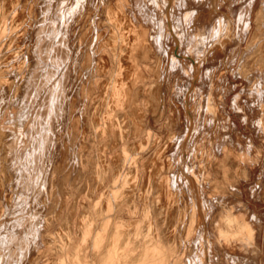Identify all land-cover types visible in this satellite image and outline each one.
<instances>
[{
  "label": "rangeland",
  "instance_id": "374dc122",
  "mask_svg": "<svg viewBox=\"0 0 264 264\" xmlns=\"http://www.w3.org/2000/svg\"><path fill=\"white\" fill-rule=\"evenodd\" d=\"M69 1H55V7L57 9L55 13L61 12L65 16L68 13L70 14V6H73V1ZM93 1H76L77 11L84 18L82 23H77V25L71 24L72 26L69 25V28H64L62 21L57 23V32L63 31V35L71 39L68 40L69 47L75 46L74 42L76 43L77 41L76 36L84 32L86 17L93 7ZM248 1L211 0L210 3V0H101L102 13L99 15L95 14L97 18L94 15L93 19H95V24L92 28L90 27L91 31L88 34L94 37L99 36V45L104 44L106 42L104 39L108 38L110 43L106 48L110 50V56L111 51L121 52L119 49H125L124 47L126 46L127 54L130 57L133 55L132 57L135 59L127 62L128 64L125 65V73L126 77L129 75V78L127 77L129 79L128 81H134V89L135 84H137V88L135 89L137 91L136 104L139 107L134 108L130 113L128 118L131 124L128 123L126 125L127 127H125V129L127 128L124 131V135L126 134V136H124L122 141L115 142L113 148L110 150V155L116 154L117 157H122L123 155L121 156V154L125 152H120L123 147L125 148L127 146L125 149L123 148L124 151L126 150L130 153L129 155L127 153L126 156L128 155V158H131L135 155L134 158L137 161L136 184L135 182L131 184L126 183L127 187L130 186V188H126V185H124L125 190L123 189L124 193L122 197L124 199L119 213H117L119 209L116 211V208H113V206V210L112 208L107 210L103 201L95 206L94 201L96 198L100 196L102 190H106V187L109 186V179L107 180V184L100 188L101 191H97L96 193L92 192L90 188L85 186L86 176L80 175L79 177L76 173L68 175L63 171V166L68 164L66 162L69 161V155L63 159L61 158V161L64 160L63 162H60V158L57 160L61 149L65 152L71 150L70 152L76 156L77 166L84 164L87 169L88 165L86 161L95 152L91 135H88L81 147H78L71 139V131L66 130L67 128L64 125H60V127H56L55 129L53 128L52 133L57 138H54V145H50V147L54 149V153L52 151L54 155L49 157L47 160L48 164L42 168L45 173L42 172L36 179H32L34 182L29 179L32 182L31 184L29 180L26 181L27 183L29 182L26 184L29 187L27 188L29 191L21 188L15 178L9 174L0 172V185L6 186V194H0V222L2 221L0 223V264H17L19 263L17 260L24 264H56L58 263V259L64 257V253L66 256V258L64 257L65 259H68L69 256L70 260L75 258L76 256H72L76 250H73L78 248H80L76 253V255L78 254V258L83 254L85 255L86 261L90 264L92 262V264H98V262L104 264V253L108 244L109 231L111 237L115 229H119L124 236L135 240L143 251L149 250L151 256L149 255L148 260L155 264H160L162 262L161 257L164 255L166 259L172 261L174 264H184L186 261H189L190 264H264V154L256 160L252 151H249V146L245 145L247 141L249 144L257 145L256 147L264 151V142H260L261 129L259 125V121L264 117V51H262V47H259L261 49L258 50L254 43L252 45V39L257 34L259 39L264 40L262 39L264 38V32L262 33L260 30V35L258 33V28L264 29V0ZM219 3L221 4L219 5ZM65 7L67 8L65 9ZM61 9L65 10L62 11ZM259 10L262 17L260 15L258 17L256 14V11ZM184 12L189 13L185 20L183 18ZM225 13L230 15L233 20L235 18V27L229 37L222 18ZM245 14H248L250 17L247 26L239 22L241 18L246 16ZM106 19L109 20L110 29L104 25ZM118 19L119 22H131L130 29L133 30V35L128 36L126 41L122 40L121 42L119 36V33L124 34L126 30L124 31V29L118 28L119 33L118 35L115 34L114 21ZM119 22L118 26L120 27ZM133 22H138V28L132 27ZM178 25L181 27V30ZM60 27L62 28L59 29ZM71 28L74 29V32L71 31ZM181 31V40H178V32ZM175 39L178 42L174 43ZM172 40L174 41L172 42ZM121 43H124V45L121 46ZM56 44L57 41L55 43L53 42V46H56ZM235 47H237L236 54L234 57L231 56V60L229 59V64L227 63L228 73L227 76H224L222 63L225 56L229 55ZM175 48H179L181 54L185 53V61L184 58L183 60L177 58L180 53L176 54V51H174ZM258 57H260L259 60ZM199 59H201V77L199 84H196L190 77V65L197 63V61L199 62ZM256 59L258 60L257 64L255 62ZM168 60L171 61L170 63L172 64L170 65L173 66H170L171 68L169 70H167V66H164V63ZM254 62L256 65H254ZM112 64L113 60L111 59L110 64L105 69L106 72L100 73L103 70L99 71V74L97 73V77L94 79L102 78L101 80L104 79V82L109 81L107 78H110L108 76L112 72ZM255 67L258 68L255 69ZM73 70L71 71V79L67 81V83H72L70 85L71 87L74 86V82L76 85V81L73 79ZM159 70L161 71L159 72ZM85 71L83 70V72ZM164 71L166 76L164 75L165 80L162 88L163 99L161 100V105L158 106L159 87L157 85L158 77H160L158 74H162ZM206 71L207 73H205ZM215 71H217L218 79H216L217 83L214 81L216 83L214 86L209 81V74ZM87 74L92 77V80L95 77L93 76L94 74L91 76V73L86 71V78L88 77ZM260 74L263 76H260ZM62 76L63 74L60 73L56 77L57 79H62ZM90 77L86 79V82H90H88L89 84L92 82ZM257 77L258 79L256 81ZM254 83L255 85L258 84L255 86L256 88H253L255 90L252 89ZM229 86H231L230 89H228ZM257 87L262 89L261 93L256 92ZM225 91L227 92L223 104L220 97ZM155 93L157 94L155 95L156 98L154 97ZM170 94H173L174 97L173 95L171 97ZM171 101L174 103H171ZM173 104H175V108ZM180 106L182 109H177ZM174 113H176L175 116ZM177 114L180 116H178L180 120L178 117L176 119L174 118ZM183 114L188 116L189 119H185ZM132 117L136 118L133 119ZM250 117L253 118L251 119ZM246 119L252 120V123H245ZM57 128L59 130H56ZM64 128L65 130H63ZM147 131H149V134L156 135L155 137L157 138H152L147 143L145 141ZM191 137H195V140H192ZM184 138L186 139L184 140ZM140 143L143 144L144 149L142 147L139 148ZM62 146L64 147L61 148ZM223 146H227L230 150H233L225 162L222 161V155L220 153ZM50 147L48 150H52ZM240 148L245 152L243 160L238 158L237 153ZM69 151L68 154L70 153ZM190 154L196 156V160L194 161L196 162L195 164L199 162V167L193 164L194 166L191 165L189 170L181 171L179 165H175L176 160L179 157L185 160ZM224 165L227 169L226 172L222 170ZM52 166L54 169H52ZM57 167L59 168L57 169ZM195 167L198 170L197 173L195 172ZM127 168L126 172L130 171L127 174L128 178V175H132V172H134V167L130 165ZM107 174V178H109L110 173L108 172ZM196 178L199 181L198 184L202 183L203 185H199L200 190L205 187L204 192L202 191V194H204L203 200L189 195L192 192L188 184ZM126 180L129 183L132 181L130 178ZM49 187L52 189L50 190ZM183 189L186 192H183ZM172 190L175 193H184L182 195L183 197L179 195L181 207H179V203L177 206H171L168 200V194L172 193ZM216 190L217 192H214ZM125 191L129 192L128 194L133 193L128 195ZM1 195L5 196L3 197ZM96 195L99 196L96 197ZM177 196L176 199H178ZM216 197H218V200ZM18 198H21L19 199L20 201ZM222 198H225L224 202ZM12 200H15V202ZM61 202L62 204H60ZM19 203L20 205H18ZM135 205L136 207L134 208ZM16 206L21 210H27V214L29 212L28 216L31 215L30 222L25 223L20 221L19 216L15 214ZM4 208L6 209L3 212ZM175 208L176 210L181 209L180 212L183 214L182 218L186 223H184V227L183 222H180L181 224L179 223L174 233L170 234L169 227L173 226L178 219V217L174 218V214L177 216L180 215V213L176 212ZM20 209L17 211H20ZM94 209H96L97 214H94ZM133 209L135 213L137 212L136 214L133 212L135 214L134 216L131 213ZM88 210L94 211L90 212V214L93 213L95 216L98 215L99 210L103 213L99 211V214L101 213L100 216L98 215L99 218L93 217L94 215L92 214L93 218L89 220L86 217L90 215L87 214L89 213ZM13 211L15 212L13 213ZM10 214L12 217L9 216ZM107 215L108 218L111 217L108 219ZM105 217L111 225H109L110 227L107 226L108 230L106 229L107 231L105 232L107 234H104L105 238H102L104 242L101 238H98V241H102H99L100 244L102 243L100 251L97 249L92 251L97 245L95 243V234L97 231L103 229V226L100 224L104 225L102 221L106 220ZM82 218H85L86 222L92 221L94 234L92 232L90 237L92 238L94 236L92 238L93 241L90 237L85 241L86 243L79 240L81 239V228L83 226L81 225ZM182 218L180 221H182ZM32 219H35L33 220L34 222ZM92 219H95L96 224L93 223ZM117 222L121 223V226H118V228L116 226ZM39 225L41 226L39 227ZM95 230L97 231L95 232ZM134 230H137V235L133 233ZM52 235L55 241H52L54 240ZM47 237H50V239ZM67 242H70V244ZM58 248L59 251H57ZM63 249H65L64 252ZM96 251L99 252V254H96L98 258L94 256ZM160 254L161 257L159 258ZM20 256L22 257V261ZM27 256L30 258H26ZM99 257L101 258L99 259ZM32 258L34 260H32L33 262L31 261ZM102 259L103 262H101ZM79 260V263H75H85L81 257ZM166 262L165 264L169 263L168 261ZM130 263L127 261L124 262L122 259L118 260V264ZM144 264H146V261Z\"/></svg>",
  "mask_w": 264,
  "mask_h": 264
},
{
  "label": "bare ground",
  "instance_id": "6f19581e",
  "mask_svg": "<svg viewBox=\"0 0 264 264\" xmlns=\"http://www.w3.org/2000/svg\"><path fill=\"white\" fill-rule=\"evenodd\" d=\"M55 1H59V0H0V172L9 174L11 177L15 178V180L17 181V183H19L21 188H24V189H26V191H29L27 189L29 187H28V185H26L29 182L27 183L26 181L29 179H31V180L36 179L39 175H41V173L43 172L42 168L44 167V165L48 164L47 160L49 159L50 156L54 155L53 154L54 149L52 147H50V145H54L53 142L55 141L54 140L55 135L52 133L53 128L55 129L56 127H60V125H64V127L67 128L66 130L71 131L72 136L70 134L69 135L71 136L73 143L75 145H77L78 147L79 146L81 147V145L83 144L85 139L88 137V135H91V138H92L91 140H93L95 152L93 153L92 156H89V158L87 159L86 164L88 165V167L86 169V165H84V164H83L84 166L83 165L77 166V164H76L77 160L75 159L76 156L70 152L71 150L70 151L67 150L65 152L64 150L61 149V151L58 154L57 160L60 158L59 159L60 162H63L64 160L61 161V158L63 159L67 155H69V157H70V158L68 157L70 162L69 161L66 162L68 164L63 166L64 167L63 171L68 175L76 173L79 175V177H80V175L84 176V177L86 176L85 186L87 188H90L92 190V192H95V193L97 191L98 192L101 191L100 188L104 187L107 184V180L109 179V186L106 187V190L101 191L100 196L96 195V197L97 196H99V197H97L98 199L96 198V200L94 201V205L97 206L98 204L102 203V201H103L106 205L107 210L111 209L113 206V208H116V211L119 209L117 212V213H119V211L121 210V205H122L123 199H124V198H122L123 193H124L123 191L125 190V187L130 188V186L127 187L126 183L131 184L132 182L133 183L135 182V176L137 174V163H136L137 161L134 158L135 157L134 154H133L134 156L132 155L133 157L130 156L131 158H128V155L130 153H128L126 150L124 151L123 150L124 147L122 148V151L120 152V153L125 152V153L121 154V156L123 155L122 157H117L116 154L110 155V150L113 148V145L115 144V142L117 143V141H120V140L122 141V139H124V136H126V134L124 135V131L127 130V128L125 129V127H127L126 125L128 123H130L128 117H129L130 113L134 110V108L139 107L138 104H136L137 91L135 89L137 88L136 87L137 84H135L136 86L134 89V87H133L134 81H128L129 75H127V77H128L127 78L126 73H125V70H126L125 65L128 64L127 62L133 61L135 59L132 57L133 56L132 54H131L132 55L131 57L127 54L128 51H126L127 50L126 46L124 47L125 49H119V50H121V52H119V51H113L112 52L111 51V56H110V50H108L106 48L107 45H109L110 40L108 38H106V39H104V40H106V42L104 40H102L105 43L99 45L100 41L98 42V40H100V37L97 34H96V36H98V37H94L92 35L90 36V34H88L91 31L90 27L92 28V26H94V24H95V19H93L94 15L95 14L99 15L102 13L101 0H99V1L94 0L93 1V7L91 8L89 15L86 17V23H85L86 27L84 28V32H81V34L76 36L77 37L76 43L73 40L75 46L69 47L68 40H71V39H68V37L66 35H63V33H64L63 31L60 30L61 32H57V28H56L57 23L59 21H62V25H64V28H67V27L69 28V25L72 26L71 24L77 25V23L78 24L80 22L82 23L84 18H83V15L79 14L77 11V4H76L77 0H72L73 6H70L71 7L70 14L68 13L69 12V10H68V12H66V13H68V15H66V16L63 15V13L61 14V12L55 13L56 12L55 10H57L55 7V5H56ZM210 3H211V0H210ZM220 4L221 3H219V5ZM66 8L67 7H65V9ZM251 8H252V6H251ZM64 10H62V11H64ZM214 12H216V11H214ZM260 13H261L260 10L256 11V14L258 15V17L260 15ZM188 14H189L188 12L183 13L184 20L187 18ZM96 15H95V17H96ZM222 18H223V23L226 27L228 37H229L230 34L233 32V29L235 27V22H234L235 18L233 20L232 17L230 15H228L227 13H225L222 16ZM249 20H250V17L247 14L244 18H241V20L239 22L243 23V25L247 26ZM118 22H119V19L117 21L116 20L114 21L115 34L118 35V33H119L118 28H120V29L122 28V29H124V31L126 30V32L124 34L119 33V36L121 39L120 41L121 42H122V40L126 41L128 36L133 35V30L130 29L131 28V22L129 23L128 21H121V22H119V24L121 25L120 27L118 26ZM132 24H133L132 27L138 28V25H139L138 22H133ZM104 25H106L110 29V24H109L108 19L105 20ZM62 27H60L59 29H61ZM179 28L181 30L180 26H179ZM67 30L69 31V29H67ZM73 30L74 29H72L71 31H73ZM260 30L262 31V33L264 32L263 28H261V29L258 28L259 35H260V32H259ZM178 33H179V36H178ZM178 33H177V36L179 37L178 40H181L180 33L182 36V31L178 32ZM73 34H75V33H73ZM257 35H255L254 38L252 39V45L254 43L257 46L258 50L261 49L259 47H262V51H264V47H263L264 40H261V38L259 39L258 38L259 36H257ZM262 39H264V38H262ZM178 40L175 39L174 43L178 42ZM55 41H57V44H56V46H53V42L55 43ZM173 41L174 40H172V42ZM122 45H124V43H121V46ZM174 51H176V54L180 53V55L177 56V58H181L182 60L184 58V61H185L186 55H185L183 50L182 51L184 54H181L179 48H175ZM236 51H237V47L233 48L232 51L230 52V54L225 56L224 61L222 60L223 61L222 66L224 68V70L223 69L222 70L224 72V76H227V73H228V69H227L228 64H229L228 61H229V59L231 60V56L234 57V55L236 54ZM111 59L113 60V64H112V70H111L112 72H110L111 73L110 75L108 74L109 75L108 77H110V78H107L109 81L106 80L107 82H104V79L101 80L102 78L101 79H94L97 77L96 75L99 71L103 70L100 73H104L105 69H107L108 65L110 64ZM259 59H260V57H258V60ZM258 60L256 59V61H255L256 64H257ZM170 62L171 61L168 60L166 63H164V66L165 67L167 66V70H169V68L173 67L170 65V64H172ZM180 62H181V60H180ZM255 62H254V65H256ZM157 63H158V61H157ZM134 64H132V65H134ZM178 64H179V62H178ZM175 65H177V64L175 63ZM182 66H184V65H182ZM185 66H186V63H185ZM73 68H74V70H73ZM257 68L258 67H255V69H257ZM133 69H134V66H133ZM144 69H145V67H144ZM72 70L74 73L73 79L76 81V85L74 82V86L71 87L70 85L72 83L71 82L67 83V81L69 79H71V73H72L71 71ZM83 70L90 72L91 76L94 74L93 76H95V77H93V80H92V77H90L87 74L88 75L87 78L90 77V79L92 80L91 84H89L90 83L89 81H88L89 83L86 82V79H87L85 77L86 71L83 72ZM182 70H183V68H182ZM160 71L161 70H159V72ZM165 71L162 74H160V73L158 74V76H160V77H158V85H157L159 87L158 88V90H159L158 91L159 92V101L157 102L158 106L161 105V100L163 99L162 88H163V84H164V80H165L164 79ZM60 73H62L63 76H62V79L58 78L60 80L59 81L57 79V77ZM205 73H207V71ZM129 74H130V72H129ZM261 75L262 74H260V76ZM131 76H130V78H131ZM167 76L169 77V75H167ZM190 77L194 83L199 84L200 77H201V59H199V62L197 61V63H194V64L192 63V65H190ZM216 79H218L217 71L210 72L209 81H211L212 84H214V86L217 83ZM257 79H258V77L256 78V81H257ZM256 81H255V83H257ZM135 82H137V81H135ZM255 83L253 84L252 89L256 88L255 86L258 85V84L255 85ZM157 86H156V88H157ZM147 87H145V88H147ZM230 87L231 86H229L228 89H230ZM172 89H173V87H172ZM145 90H147V89H145ZM149 90H150V87H149ZM149 90H147V91H149ZM174 90H176V89H174ZM253 90H255V89H253ZM156 91H157V89H156ZM226 92L227 91L222 93V95L220 97L222 99L223 104H224ZM256 92L261 93L262 89H259L257 87ZM146 95H147V93H146ZM155 95H157V94L155 93L154 97H155ZM172 95H171V97H172ZM173 97H174V95H173ZM169 99H170V97H169ZM171 100H172V98H171ZM174 101H176V100H174ZM171 103H174V102L171 101ZM175 104H173L174 108H175ZM181 106L178 107L177 109H179V108L182 109ZM174 108H172V109H174ZM149 112H150V110H149ZM176 112H178V111H176ZM181 112H183V111H181ZM175 114L176 113H174V116H175ZM179 114H180V112H179ZM178 116L179 115L177 114V116L174 118L176 119ZM180 116H181V114H180ZM136 117H134V118H136ZM179 117H178V119H179ZM183 117L185 119H189V117L184 115V114H183ZM181 119H182V117H181ZM251 121L252 120H250V119H246L245 123H248V124L252 123ZM259 125H260V129H261L260 142L263 143L264 142V117H263V119H261V121H259ZM129 127H130V125H129ZM65 128L63 130H65ZM56 130H59V129L57 128ZM136 135H134V136H136ZM146 135H147V138H145L146 139L145 141H147V143L150 142V139L157 138V137H155L156 135H154L152 133L149 134V131H147ZM110 136H112V137L110 138ZM127 138H128V136H127ZM200 138H198V139H200ZM185 139L186 138H184V140ZM191 139L195 140V137H193V138L191 137ZM153 143H154V141H153ZM198 143H199V140H198ZM118 144H120V143L118 142ZM144 145H145V143H144ZM149 145H150V143H149ZM245 145L249 146V149H250L249 151H252V153L254 154V158L256 160L261 155L264 154L263 150L256 147L257 145L249 144V142H247V141L245 142ZM138 146H139V144H138ZM49 147L52 148V150L50 149L51 152H50V150H48ZM63 147L64 146H62L61 148H63ZM126 147L127 146H125V148ZM141 147L144 149L143 144L140 143L139 148H141ZM146 148H145V150H146ZM148 148H150V147H148ZM84 149H85V147H84ZM52 151H53V153H52ZM68 151L70 152L69 154H68ZM139 151H140V149H139ZM232 151L233 150H230L227 146H223L221 148L220 153L222 155V161L223 162H225V160H227L230 157ZM127 153H128V155L126 156ZM237 154H238V158L240 160L244 159L245 152L243 149L240 148ZM197 158H198V156H197ZM194 160H196V156L190 154V155H188V158H186L185 160L182 157H179L176 160L175 165L178 164L181 171H183V170L187 171V170H189L191 165L194 166L193 164L196 163ZM55 161H56V159H55ZM81 161H82V159H81ZM198 161H200V160H198ZM56 162H58V161H56ZM82 163H84V162H82ZM198 163L195 164V166L196 165L198 166L199 165ZM50 165H52V164H50ZM130 165H132L134 167V172H132V175H130V174L128 175V178H130L132 180L129 183V182H127L126 179H128L127 174L130 171L126 172V170L128 169L127 167H129ZM63 167H62V169H63ZM58 168L59 167H57V169ZM52 169H54L53 166H52ZM130 170H132V169H130ZM195 170H196V167H195ZM222 170L224 172L227 171L225 165L223 166ZM197 171L198 170H196L195 172L197 173ZM46 172H48V171H46ZM108 172L110 173L109 178H107ZM43 173H45V172H43ZM198 176H199V174H198ZM200 178H201V176H200ZM203 179H204V177H203ZM125 180H126V182H125ZM110 182H111V184H110ZM124 182H125V184H124ZM198 182L199 181H197V178L189 182L188 187L192 193H189L190 191L188 193H189V195L195 197L196 199L203 200L204 194H202V193L204 192L203 190L205 189V187H204V189L200 190L199 185L200 184H201V186H203V185H202V183L198 184ZM0 183H1V181H0ZM31 183L32 182L30 181V184ZM65 183H67V182H65ZM135 184H136V182H135ZM124 185H126V186L124 187ZM207 185H209V184H207ZM207 185H205V186L207 187ZM85 186H84V188H85ZM5 187L6 186H4V185H0V194H3V193L6 194V188ZM111 187H112V189H111ZM186 188H187V186H186ZM31 189H32V187H31ZM49 189H50V187H49ZM173 189H174V187H173ZM9 191H10V189H9ZM84 192H85V190H84ZM125 192H127V191H125ZM183 192H186V190L183 189ZM214 192H217V190ZM128 193L129 192H127V194ZM131 193H133V192H131ZM53 194H54V192H53ZM130 194H128V195H130ZM218 194H219V192H218ZM12 195H13V193H12ZM64 195H66V194H64ZM125 195H126V193H125ZM176 195H178L177 196L178 199H176ZM179 195H180V197H183L182 195H184V193L183 194L181 192L175 193V191L172 190V193L168 194V200L171 203V206H173V205L177 206L180 204ZM213 195H214V193H213ZM1 196H3V195H1ZM27 196H28V194H27ZM215 196H218V195H215ZM210 198H211V195H210ZM216 198L218 200V197H216ZM19 199H21V198H18V200ZM175 199H176V201H175ZM224 199H223V202H224ZM235 199H237V198H235ZM13 202H15V200ZM24 202H22V203H24ZM113 202L115 203V205ZM223 202H222V204H223ZM165 203H166V201H165ZM215 203H217V202H215ZM60 204H62V202ZM18 205H20V203ZM53 205H55V204L53 203ZM63 205H65V204H63ZM17 206H16V209L17 208L20 209ZM72 206H73V204H72ZM22 207H23V205H22ZM39 207H41V206H39ZM135 207H136V205L134 206V208ZM179 207H181V204ZM24 208H25V206H24ZM113 208H112V210H113ZM5 209L6 208L3 209V212ZM8 209H9V207H8ZM16 209H15V211H16L15 214L19 216L20 221H23L25 223L30 222V216L31 215L28 216L29 212L27 214V212H26L27 210L25 211V210L20 209V211H17L18 209L17 210ZM172 209H173V207H172ZM89 210H91V209H89ZM175 210H176V208H175ZM180 210L179 209L176 210V212L180 213V215L177 216L176 214H174V218L178 217V219L177 220L175 219L176 222L174 223V225L169 227L170 234L174 233V230L178 227L180 222L181 223L183 222L182 224L186 223V221L182 218L183 214H182V212H180ZM15 211H13V213ZM42 211H44V210H42ZM94 211H95L94 214H97L96 209H94ZM94 211H89V213H87V214H90V212H94ZM99 211L102 212L101 210H99ZM99 211H98V215L100 216L101 213L99 214ZM134 211L135 210L133 209L131 212L133 216L137 213V212L135 213ZM133 212L135 214H133ZM31 213H33V212H31ZM131 213H130V215H131ZM48 214H49V212H48ZM92 214L93 213H91L90 215H88L86 217L89 218V220H90V218L98 217V215L95 216L94 214H93L94 216L92 217ZM112 214H113V212H112ZM108 215H107V218H108ZM9 216H11V214ZM38 216H39V214H38ZM51 216L53 217V215H51ZM83 216H85V215H83ZM83 216H81V217H83ZM89 216H91V217H89ZM103 216H104V214H103ZM85 218H82V220H81V222H82L81 225H83L82 228H81L80 223H79V226L81 228V239H79V240H81V242H84V243H86L85 241L90 237V234L94 230V229H92V226H93L92 221L86 222L87 218L86 219ZM107 218L105 217L106 220L102 221V223L104 222L103 223L104 225L100 224L101 226H103V229L99 230L96 228L99 231L95 230V232L96 231L97 232L95 234V241L96 242L95 241L94 242L97 245L95 244L96 248L92 249V251L93 250L95 251V249L100 251V249H101L102 243L100 244V242L103 241L102 238H105L104 234L105 235L107 234V233H105L108 230L107 226L111 225V224H109V220H107ZM181 218H182V221H180ZM95 219H92L94 224H96ZM14 220H13V222H14ZM33 220H35V219H32V221ZM46 220H47V218H46ZM38 221H39V218H38ZM48 221H50V220H48ZM41 222H39V223H41ZM0 223H2V221ZM30 224H32V223H30ZM120 224H121L120 222H117V225H116L117 228H118V226L119 227L121 226ZM40 226L41 225H39V227ZM43 227H45V226H43ZM76 227H77V225H76ZM184 227H185V224H184ZM65 228H66V226H65ZM179 228H180V226H179ZM109 230H110V228H109ZM32 231H30V232H32ZM133 233H135L136 235L138 234L137 230H134ZM58 234H60V233H58ZM93 234H94V232H93ZM47 238L50 239V237H47ZM52 238L54 239L53 235H52ZM92 238H94V236ZM98 238L99 239L101 238L102 241L99 240L100 241L99 242ZM52 241H55V239ZM67 241H69V240H67ZM92 241H93V239H92ZM67 243L70 244V242H67ZM51 245H52V243H51ZM53 245H56V244H53ZM29 249H28V251H29ZM60 249H62V248H60ZM64 250L65 249H63V252H64ZM75 250H76V252L72 256V257L76 256L75 258H72L70 260V258H69L70 256L69 257L67 256L68 259H65L66 256L64 253L65 258L64 257H63L64 259L63 258H60V259L57 258L58 263H56V264H76L75 262L79 263L80 257L82 258L83 262H85L84 264H87L88 261H86L85 255L82 254V256H80L79 258L77 257L78 254L76 255V253L80 250V248L74 249L73 251H75ZM57 251H59V248ZM38 252H40V251H38ZM84 252H87V251H84ZM97 253L99 254V252L96 251V253H94L95 254L94 256H97L96 255ZM92 254H93V252H92ZM104 254H105L104 255V264H118V260H120V259H122L124 262L125 261H127L128 263L131 262L130 264H144L145 261H146V264H155L154 262L151 263L148 260V258L151 256V252L149 250L143 251L141 249V247L137 245L135 240H131V238L124 236L122 231H120L119 229H115L113 231L111 237H110V231H109L108 244H107V248H106ZM71 255H72V252H71ZM80 255H81V253H80ZM88 255H90V254H88ZM100 256H103V255H100ZM22 257H23V255H22ZM22 257L20 256V259ZM90 257H91V255H90ZM160 257H161V254L159 255V258ZM26 258H30V257L27 256ZM76 258H77V260H76ZM97 258H98V256H97ZM100 258L101 257H99V259ZM28 260H30V259H28ZM32 260H33V258L31 259V261ZM21 261H22V259H21ZM99 261H101V260H99ZM161 261H162L161 263H164V264L166 261H168L170 264H174L172 261L166 259L165 255L161 257ZM17 262L21 263L19 260H17ZM24 262H26V261H24ZM37 262H39V261H37ZM55 262H56V260H55ZM83 262L81 261V263H83ZM101 262H103V259ZM19 263H17V264H19ZM21 264H24V263H21ZM27 264H29V263H27ZM88 264H90V263L88 262ZM98 264H100V263L98 262ZM184 264H190V263H189V261H186Z\"/></svg>",
  "mask_w": 264,
  "mask_h": 264
}]
</instances>
